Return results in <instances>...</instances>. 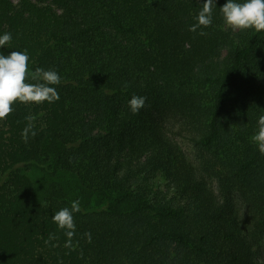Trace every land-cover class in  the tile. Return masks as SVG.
Segmentation results:
<instances>
[{
    "label": "trees",
    "instance_id": "trees-1",
    "mask_svg": "<svg viewBox=\"0 0 264 264\" xmlns=\"http://www.w3.org/2000/svg\"><path fill=\"white\" fill-rule=\"evenodd\" d=\"M204 2L0 0V54L61 78L0 120V264H264V31L226 27V0L190 31ZM77 200L68 248L52 217Z\"/></svg>",
    "mask_w": 264,
    "mask_h": 264
},
{
    "label": "clouds",
    "instance_id": "clouds-1",
    "mask_svg": "<svg viewBox=\"0 0 264 264\" xmlns=\"http://www.w3.org/2000/svg\"><path fill=\"white\" fill-rule=\"evenodd\" d=\"M214 0H205L202 9L196 17V23L190 27V31L195 32L200 27H209L212 23V9ZM223 22L226 27L232 31L255 30L264 31V0H226V3L220 7ZM201 35L205 33L201 32ZM11 33H4L0 36V47L10 43ZM29 57L26 52L11 51L10 54H0V120H5L14 111L13 105L22 104H42L44 102L53 103L59 100V94L55 87L61 78L54 70H44L37 67L31 73V80L35 83H28ZM146 97L136 96L128 102L129 108L133 114H138L140 109L145 106ZM35 117L28 116L27 127L22 132V137L27 143L28 134L34 137L36 135L33 129ZM258 131L251 137L252 142L258 145L259 152L264 155V115H260L257 122ZM80 202L73 201L71 207H65L57 211L53 217V222L61 230L65 231L68 240L65 247H72V238L75 234V223L73 213L79 212ZM88 241L91 242V234L85 233ZM55 237H50L54 239Z\"/></svg>",
    "mask_w": 264,
    "mask_h": 264
},
{
    "label": "rangeland",
    "instance_id": "rangeland-1",
    "mask_svg": "<svg viewBox=\"0 0 264 264\" xmlns=\"http://www.w3.org/2000/svg\"><path fill=\"white\" fill-rule=\"evenodd\" d=\"M174 136L182 144L184 149L190 153V156L194 157L195 150L193 148L191 141L187 138V136H184V134H180L179 130H177V132L175 131ZM257 248L259 249L257 252V259L264 260L263 258L264 257V243H260Z\"/></svg>",
    "mask_w": 264,
    "mask_h": 264
}]
</instances>
